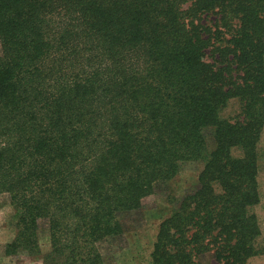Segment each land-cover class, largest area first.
<instances>
[{"label":"trees","instance_id":"trees-1","mask_svg":"<svg viewBox=\"0 0 264 264\" xmlns=\"http://www.w3.org/2000/svg\"><path fill=\"white\" fill-rule=\"evenodd\" d=\"M263 128L264 0H0L5 255H39L43 222L42 264H104L159 195L148 264H249ZM190 163L196 184L171 196Z\"/></svg>","mask_w":264,"mask_h":264},{"label":"rangeland","instance_id":"rangeland-1","mask_svg":"<svg viewBox=\"0 0 264 264\" xmlns=\"http://www.w3.org/2000/svg\"><path fill=\"white\" fill-rule=\"evenodd\" d=\"M211 17L207 18V23ZM258 188L260 200L254 208L258 217L261 237L258 240L262 252L249 260V264H264V128L258 144ZM201 169L199 163L186 164L180 173L168 184L167 190L171 196H181L189 187L197 182ZM170 204L159 195H151L142 203V210L124 218L127 226L121 237L104 242L100 251L104 264H148L152 246L155 241L159 223L170 214ZM17 211L10 205L7 194L0 195V264H42V255L48 249V232L43 222L39 223V244L41 253L30 256L19 252L15 255H5L4 247L14 237ZM205 264H216L210 255L203 257Z\"/></svg>","mask_w":264,"mask_h":264}]
</instances>
